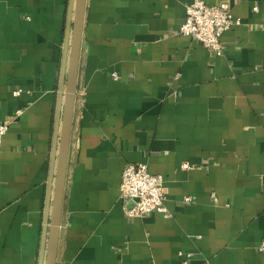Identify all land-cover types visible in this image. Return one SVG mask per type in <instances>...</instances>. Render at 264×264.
<instances>
[{
  "label": "crops",
  "instance_id": "1",
  "mask_svg": "<svg viewBox=\"0 0 264 264\" xmlns=\"http://www.w3.org/2000/svg\"><path fill=\"white\" fill-rule=\"evenodd\" d=\"M190 1L86 0L56 264H264V0H206L241 19L222 55ZM68 4L0 0V264L42 257ZM132 162L168 215L125 213Z\"/></svg>",
  "mask_w": 264,
  "mask_h": 264
},
{
  "label": "water",
  "instance_id": "2",
  "mask_svg": "<svg viewBox=\"0 0 264 264\" xmlns=\"http://www.w3.org/2000/svg\"><path fill=\"white\" fill-rule=\"evenodd\" d=\"M86 0H69L39 264H56ZM50 207V212H49Z\"/></svg>",
  "mask_w": 264,
  "mask_h": 264
},
{
  "label": "built area",
  "instance_id": "3",
  "mask_svg": "<svg viewBox=\"0 0 264 264\" xmlns=\"http://www.w3.org/2000/svg\"><path fill=\"white\" fill-rule=\"evenodd\" d=\"M257 9V6H254ZM241 23V19L232 14L227 2L211 4L206 0H191L185 7V18L177 31L200 42L216 55L224 53L222 35L231 26ZM115 75V74H114ZM20 90H14L19 94ZM19 112V111H18ZM9 121H0V147L3 135L7 132ZM188 162H183V168H189ZM120 199L128 216H142L151 212L168 215L165 206L166 190L161 173L151 172L146 162L126 164L121 173ZM213 197L214 194H212ZM183 200L189 202L190 195ZM264 251V241L257 246Z\"/></svg>",
  "mask_w": 264,
  "mask_h": 264
}]
</instances>
